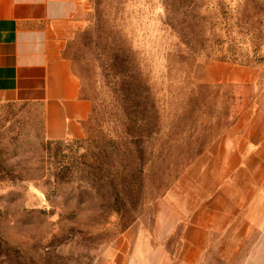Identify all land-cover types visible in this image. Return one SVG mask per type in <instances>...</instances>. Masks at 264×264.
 Instances as JSON below:
<instances>
[{"label": "rangeland", "instance_id": "obj_1", "mask_svg": "<svg viewBox=\"0 0 264 264\" xmlns=\"http://www.w3.org/2000/svg\"><path fill=\"white\" fill-rule=\"evenodd\" d=\"M66 56L91 136L49 141L38 106L0 102V264H182L181 228L157 243L155 218L179 182L197 187L199 160L192 177L206 166L200 185L216 184L215 155L264 93V0H90ZM237 180L251 207L200 264H264V173Z\"/></svg>", "mask_w": 264, "mask_h": 264}, {"label": "crops", "instance_id": "obj_2", "mask_svg": "<svg viewBox=\"0 0 264 264\" xmlns=\"http://www.w3.org/2000/svg\"><path fill=\"white\" fill-rule=\"evenodd\" d=\"M89 2L0 0V102L38 106L49 141L82 140L93 113V103L83 94L66 56L78 16ZM215 156L216 184L200 185L206 166L192 177L203 161L199 160L190 170L192 176L184 178L195 179L197 187L185 188L179 182L155 218L151 238L157 243L181 228L177 254L182 264H200L214 236L232 227L239 214L251 207V200L245 201L231 189L240 173H264V93L257 97L254 110L240 114ZM252 159L257 162L253 167ZM222 199L228 200L225 207ZM155 250L162 249L152 248L150 253Z\"/></svg>", "mask_w": 264, "mask_h": 264}, {"label": "trees", "instance_id": "obj_3", "mask_svg": "<svg viewBox=\"0 0 264 264\" xmlns=\"http://www.w3.org/2000/svg\"><path fill=\"white\" fill-rule=\"evenodd\" d=\"M93 115H95V109L94 108H93L92 116ZM92 116H91L89 122L91 121ZM138 122H139V120L136 121L135 123L133 122V124H135V126H137ZM88 123L86 124V132H87L88 136H91L93 129H87ZM137 127L141 128L139 125ZM141 135L142 134L139 132L136 135H133V139H132V141L134 140V144L136 145V147H135L136 153H137V163H136L137 170H136V172H137V175L139 174L138 177H140V175H142L144 172V157H143V155H144L145 148H144L143 144L140 142ZM66 141H74V140H66ZM76 141H78V140H76ZM52 142H62V141H52Z\"/></svg>", "mask_w": 264, "mask_h": 264}]
</instances>
